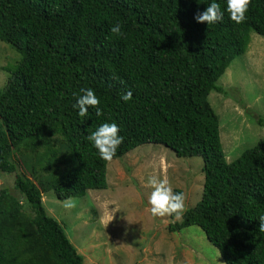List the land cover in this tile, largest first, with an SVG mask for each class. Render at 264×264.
<instances>
[{"label":"trees","instance_id":"trees-1","mask_svg":"<svg viewBox=\"0 0 264 264\" xmlns=\"http://www.w3.org/2000/svg\"><path fill=\"white\" fill-rule=\"evenodd\" d=\"M209 2L0 0V42L21 56L0 88V172L17 192L0 189V264H84L42 196L107 189L108 162L85 138L102 122L123 137L112 160L146 144L202 160L200 201L169 232L197 226L225 264H264V141L227 163L208 100L250 34L264 37V0H249L240 24L227 13L197 23ZM117 21L122 35L109 31ZM82 87L94 90L101 117L71 107Z\"/></svg>","mask_w":264,"mask_h":264},{"label":"rangeland","instance_id":"rangeland-1","mask_svg":"<svg viewBox=\"0 0 264 264\" xmlns=\"http://www.w3.org/2000/svg\"><path fill=\"white\" fill-rule=\"evenodd\" d=\"M20 55L0 42V88ZM212 91L209 103L217 114L219 137L227 163L264 141V37L250 34L247 52L236 57ZM200 157L177 158L161 145L146 144L107 164L105 190H88L72 198L74 206L42 196L46 214L54 218L84 258V264H225L219 251L197 226L169 232L185 211L199 201L203 190ZM166 179L173 190L185 194L179 219L153 217L147 211L148 177ZM16 194L14 178L0 172V189Z\"/></svg>","mask_w":264,"mask_h":264},{"label":"clouds","instance_id":"clouds-1","mask_svg":"<svg viewBox=\"0 0 264 264\" xmlns=\"http://www.w3.org/2000/svg\"><path fill=\"white\" fill-rule=\"evenodd\" d=\"M249 0H224V6L217 3V0H210L206 8L202 12H197L193 19L197 23H206L207 25L222 21L225 13L228 14L230 20L236 24H240L246 19L245 13L248 10ZM121 23L117 21L110 26L109 31L115 35H122ZM75 102L71 105L77 110V116L85 117L89 114V108H93L97 118L102 116V108L100 100L91 87L80 88L78 93L73 94ZM120 99L124 102L132 100V92L128 90L121 94ZM119 127L116 123L102 122L99 123L93 131L86 135L92 147L96 150L98 157L110 162L117 153L118 146L122 143L123 137L119 135ZM146 186L151 188L147 196V211L153 217H163L165 215H173L179 219L185 210V194L183 192H174L166 179H157L148 177ZM64 206L71 208L74 201L69 197ZM259 221V231L264 232V213L257 217ZM215 264V261H212Z\"/></svg>","mask_w":264,"mask_h":264}]
</instances>
